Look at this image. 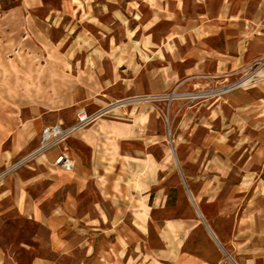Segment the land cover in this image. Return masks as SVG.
<instances>
[{
  "label": "crops",
  "instance_id": "obj_1",
  "mask_svg": "<svg viewBox=\"0 0 264 264\" xmlns=\"http://www.w3.org/2000/svg\"><path fill=\"white\" fill-rule=\"evenodd\" d=\"M125 1L134 24L75 52L82 66L115 67L112 85L132 104L85 99L99 114L55 153L38 145L55 121L28 103L0 129V215L48 231L32 264H264V0ZM61 152L71 169L55 164ZM198 232L213 255L191 262Z\"/></svg>",
  "mask_w": 264,
  "mask_h": 264
},
{
  "label": "rangeland",
  "instance_id": "obj_2",
  "mask_svg": "<svg viewBox=\"0 0 264 264\" xmlns=\"http://www.w3.org/2000/svg\"><path fill=\"white\" fill-rule=\"evenodd\" d=\"M144 7L147 11V6ZM3 11L25 13L26 18L0 16V129L4 125L16 126L25 118L28 103L40 105L49 113L50 121L64 126L76 122V113L81 109L99 114L98 106L84 105L87 98L104 99L111 106L132 104V99L120 97L122 91L112 85L118 77L115 67L82 66L79 60L85 52H75V49L87 47L92 42L115 43L122 30V21L129 26L134 24L122 17V12L131 16L125 0H0V12ZM114 13H119L123 19L113 18ZM88 16L106 29L107 34L87 22L78 23L76 28L78 19ZM75 53L76 65L71 61ZM65 113H70L69 120L63 119ZM53 146V152H58L57 146ZM20 156L19 153L14 160L20 161ZM15 169L22 176L30 174L23 163L18 162ZM4 172L0 166V176ZM44 186H30L29 192L35 195ZM8 204L4 201L0 208L3 210ZM36 246H40V250L36 251ZM48 248V231L39 224L33 220L26 222L15 210L0 215V257L4 264H32L34 256L47 255ZM189 250L193 255L191 262L213 255L201 232L194 235ZM62 261L69 264L68 260Z\"/></svg>",
  "mask_w": 264,
  "mask_h": 264
},
{
  "label": "built area",
  "instance_id": "obj_3",
  "mask_svg": "<svg viewBox=\"0 0 264 264\" xmlns=\"http://www.w3.org/2000/svg\"><path fill=\"white\" fill-rule=\"evenodd\" d=\"M244 84H246V81H242L239 84H232V87ZM97 115L98 114L96 113L88 114L86 111H80L77 114V121L71 126H64L61 123H56L44 127L40 133L39 148L45 149L55 145L60 140L65 139L72 130L90 123ZM55 164L58 167L66 170L71 169L73 166L72 159L63 152L57 156L55 159Z\"/></svg>",
  "mask_w": 264,
  "mask_h": 264
},
{
  "label": "bare ground",
  "instance_id": "obj_4",
  "mask_svg": "<svg viewBox=\"0 0 264 264\" xmlns=\"http://www.w3.org/2000/svg\"><path fill=\"white\" fill-rule=\"evenodd\" d=\"M119 104H121V103H119Z\"/></svg>",
  "mask_w": 264,
  "mask_h": 264
}]
</instances>
